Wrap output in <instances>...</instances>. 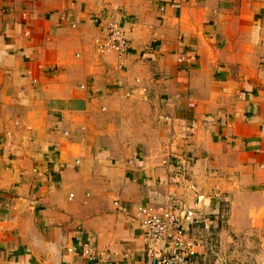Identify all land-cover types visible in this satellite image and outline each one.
I'll list each match as a JSON object with an SVG mask.
<instances>
[{"label":"crops","instance_id":"0c3cea01","mask_svg":"<svg viewBox=\"0 0 264 264\" xmlns=\"http://www.w3.org/2000/svg\"><path fill=\"white\" fill-rule=\"evenodd\" d=\"M168 196L194 264H264V0H0V264L142 260Z\"/></svg>","mask_w":264,"mask_h":264},{"label":"built area","instance_id":"2783aa9c","mask_svg":"<svg viewBox=\"0 0 264 264\" xmlns=\"http://www.w3.org/2000/svg\"><path fill=\"white\" fill-rule=\"evenodd\" d=\"M101 24L105 39L99 44V51L112 50L118 56L125 54L128 48L125 34L115 16L110 14ZM168 161L164 159L163 163ZM114 204L118 206V202ZM189 215V206L180 203L174 196L166 197L163 202L138 205L137 219L144 237L151 242L142 260L133 259L128 253L113 260L112 252H104L87 243L82 247L81 255L87 264H194L198 243L189 238L184 226Z\"/></svg>","mask_w":264,"mask_h":264}]
</instances>
